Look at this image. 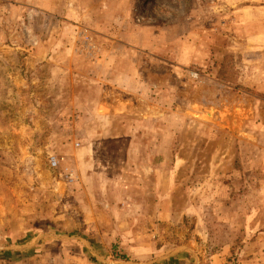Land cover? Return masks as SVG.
I'll list each match as a JSON object with an SVG mask.
<instances>
[{
	"label": "rangeland",
	"instance_id": "1",
	"mask_svg": "<svg viewBox=\"0 0 264 264\" xmlns=\"http://www.w3.org/2000/svg\"><path fill=\"white\" fill-rule=\"evenodd\" d=\"M0 264H264V0H0Z\"/></svg>",
	"mask_w": 264,
	"mask_h": 264
},
{
	"label": "crops",
	"instance_id": "2",
	"mask_svg": "<svg viewBox=\"0 0 264 264\" xmlns=\"http://www.w3.org/2000/svg\"><path fill=\"white\" fill-rule=\"evenodd\" d=\"M126 118H127V117H126ZM111 136L114 137V138H116V137L118 136V132H116V131H112Z\"/></svg>",
	"mask_w": 264,
	"mask_h": 264
},
{
	"label": "built area",
	"instance_id": "3",
	"mask_svg": "<svg viewBox=\"0 0 264 264\" xmlns=\"http://www.w3.org/2000/svg\"><path fill=\"white\" fill-rule=\"evenodd\" d=\"M52 163H53V166H55V167L58 165V163L55 159H53Z\"/></svg>",
	"mask_w": 264,
	"mask_h": 264
}]
</instances>
